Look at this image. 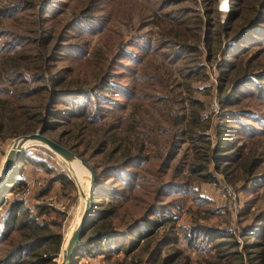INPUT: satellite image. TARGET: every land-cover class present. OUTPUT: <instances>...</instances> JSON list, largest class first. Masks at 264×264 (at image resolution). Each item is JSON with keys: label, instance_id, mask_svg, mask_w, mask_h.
Returning a JSON list of instances; mask_svg holds the SVG:
<instances>
[{"label": "trees", "instance_id": "obj_1", "mask_svg": "<svg viewBox=\"0 0 264 264\" xmlns=\"http://www.w3.org/2000/svg\"><path fill=\"white\" fill-rule=\"evenodd\" d=\"M153 1L158 11L154 10L153 15L157 14L166 29L161 47L167 50L161 54L173 62L182 60L180 70H184L182 74L189 79L206 77L201 59L217 70L219 111L218 120L212 126L215 140L212 146L208 145V133L204 132L208 124L200 118L203 103L191 95L189 88L187 91L189 118L185 131L195 153L189 170L198 171L203 179H214L211 170H207L208 162H211L213 169L226 181L242 180V187L250 178L252 185L264 180V176L256 171L261 165L263 150L258 152L253 148L243 153L231 140L240 133L250 134L249 127L254 130L250 120L258 123L260 118L264 119V71L255 73L240 63L247 47L264 41V0H227V13L223 17L218 9L219 0ZM60 2L62 0H11L3 10V14L14 13L15 29L7 35L12 53L4 56L0 63V71L11 88L9 95L0 96V139L8 135L1 132L3 117L7 115L14 125L11 136L39 130L68 147L92 167L95 188L83 232L70 261L74 263L83 248L87 252L93 248L97 253L118 249L130 252L136 247L137 240L152 236L156 226L168 218L162 214L158 219L148 218L147 212H153L150 205L128 223L118 221L121 223L118 224L113 220L116 209L104 198L114 190L109 178L141 159L142 150L140 143L135 141L132 148L123 144L116 151L117 142L113 138L112 146L106 147L107 132L123 131V127L108 114L109 106L118 98L107 92L119 89L113 92L122 94L124 88L112 81L109 71H102L101 67L91 74V86H83L85 81L78 77L74 64L70 62L71 53L85 51L82 41L75 38L82 19L77 22L71 19V22L57 26L54 12L58 7L55 3ZM246 102L252 103L257 112L239 105ZM197 139L200 142L196 144ZM26 161L48 171L51 169L41 157L22 151L0 183V205L11 184L22 181L20 166ZM52 180L60 181L61 185L70 182L66 174L55 172L41 192ZM157 189L159 192L160 188ZM45 208L44 204L34 203L35 211L29 214L22 195L7 200L0 213V238L9 237V245L0 255V264H56L47 253L59 251L61 226L59 222L38 218L47 212ZM7 228L20 231V237L10 241ZM188 232L213 238L214 252L213 256L206 258L207 264H264V209L251 214L250 220L237 232L226 225L196 222L187 230L186 236ZM164 234V238L155 240L154 246L176 239L170 231ZM118 236H126L128 241L111 245L109 239ZM99 242H102L101 246ZM154 251L157 255L156 247ZM174 261V264H188L186 255L176 247L163 254L157 264H172Z\"/></svg>", "mask_w": 264, "mask_h": 264}, {"label": "rangeland", "instance_id": "obj_2", "mask_svg": "<svg viewBox=\"0 0 264 264\" xmlns=\"http://www.w3.org/2000/svg\"><path fill=\"white\" fill-rule=\"evenodd\" d=\"M221 2L219 0L218 9L223 17L227 13V3L222 7ZM10 3L11 0H0V63L13 49L7 35L15 29L14 13L3 14ZM55 5L58 7L54 12L57 26L71 22V19L75 22L82 19L75 38L82 41L85 51L71 53L70 62L74 64L78 77L85 81L82 82L83 86H91V74L101 67L102 71H109L112 81L124 88L122 94L113 92L119 89L107 92L118 98L109 106L108 114L123 127V131L107 132L109 139L106 137V147L112 146V138L117 142L116 151L123 144L132 148L135 141L141 146V159L109 178L108 182L114 190L104 198L116 209L113 220L118 224H121L118 221L128 223L150 205L153 212H147L148 218L158 219L159 214L168 218L156 226L152 236L150 234L137 240L136 247L130 252L118 249L97 253L93 248L90 252L83 248L76 255L75 262L70 264H157L163 254L175 247L186 255L188 264H207L206 258L213 256L214 252L213 238L192 232L186 236L191 225L195 222L211 226L226 225L237 232L250 220L251 214L264 209V180L252 185L250 178L242 187V180L234 183L226 181L220 172L213 169L211 162H208L207 170H211L214 179H203L198 171L188 168L195 160V153L191 138L185 131L189 118L187 91L190 89L191 95L203 103L200 118L208 124L204 132L208 133V145L212 146L215 142L212 126L218 120L219 111L217 70L201 59L206 77L189 79L182 74L184 70H180L182 60L173 62L161 54L167 50L161 47V43L165 42L166 29L157 14L153 15L156 5L153 0H62ZM4 40L7 42L3 43ZM240 63L252 72L264 71V41L247 47ZM10 90L0 71V96L9 95ZM180 105L183 108H179ZM239 105L257 112L252 103ZM250 122L254 128H247L250 134L240 133L231 140L243 153L253 148L258 152L263 150V159L256 171L264 176V119L260 118L258 123L256 120ZM13 126L5 115L1 132L8 135L0 139V168L10 141L19 135L11 136ZM199 142L197 139L194 143ZM22 151L41 157L51 169L48 171L41 165L22 162V181L20 184L12 183L4 193L0 213L7 200L14 195L24 197V206L28 207L29 214L35 211L34 203L44 204L47 212L38 218L59 222L62 234L60 251L73 227L80 204L82 193L78 180H75L68 164L44 145L29 143ZM76 167L84 190L89 182L87 173L78 163ZM59 171L68 176L69 184L61 185L60 181L52 180L47 189L41 192L47 179ZM26 183L29 184L27 191ZM157 187L160 188L159 192L155 190ZM52 226L55 228V225ZM9 230L7 228L6 232ZM169 231L176 239L154 246L155 240L164 238V232L169 234ZM9 232L10 241L20 237L21 232L16 229ZM125 237L110 238L109 242L111 245L126 243L128 238ZM7 239L0 238V255L9 245ZM59 251L47 253L56 264L60 258Z\"/></svg>", "mask_w": 264, "mask_h": 264}, {"label": "water", "instance_id": "obj_3", "mask_svg": "<svg viewBox=\"0 0 264 264\" xmlns=\"http://www.w3.org/2000/svg\"><path fill=\"white\" fill-rule=\"evenodd\" d=\"M221 1L222 7L226 5V0ZM29 143H40L41 145H44L52 152L57 154L63 161L69 160L71 158L76 159V161H78L79 166L87 173L89 182L81 194V200L78 207L75 222L59 251L60 261L58 262V264H70L79 237L83 232V227L90 206V200L93 196L95 188V175L93 169L85 160H83L80 156L76 155L68 147L58 143L57 141L50 138L46 134L40 132L39 130H34L32 132L19 134L10 141L5 151L2 160V165L0 168V183H3L5 177L7 176L8 172H10L19 154L21 153L23 148ZM73 176L77 181L76 176L74 174Z\"/></svg>", "mask_w": 264, "mask_h": 264}, {"label": "bare ground", "instance_id": "obj_4", "mask_svg": "<svg viewBox=\"0 0 264 264\" xmlns=\"http://www.w3.org/2000/svg\"><path fill=\"white\" fill-rule=\"evenodd\" d=\"M65 162L68 164V166L73 170L77 180H78V183H79V190H80V194L83 192V187H82V184H81V181H80V178H79V174H78V171H77V167H76V163H78V161H76V159H69V160H65ZM59 261H60V258H59Z\"/></svg>", "mask_w": 264, "mask_h": 264}, {"label": "built area", "instance_id": "obj_5", "mask_svg": "<svg viewBox=\"0 0 264 264\" xmlns=\"http://www.w3.org/2000/svg\"><path fill=\"white\" fill-rule=\"evenodd\" d=\"M28 189H29V184L26 183V184H25V191H27Z\"/></svg>", "mask_w": 264, "mask_h": 264}]
</instances>
